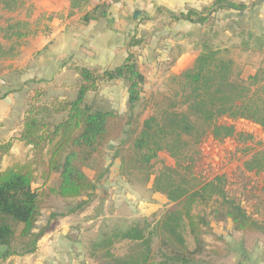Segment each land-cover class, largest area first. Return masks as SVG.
<instances>
[{"label": "trees", "instance_id": "1", "mask_svg": "<svg viewBox=\"0 0 264 264\" xmlns=\"http://www.w3.org/2000/svg\"><path fill=\"white\" fill-rule=\"evenodd\" d=\"M68 2L72 9L89 5L87 0ZM20 8V0H0V12L12 14ZM94 8L105 11L107 7ZM242 9V5L227 0H215L201 11L189 9L178 16L167 15L172 22L205 27L214 21L213 15L218 12ZM27 28L28 24L22 21L9 20L4 40L14 43L23 39L29 34L25 32ZM139 42L133 39L129 46ZM13 45L6 48L0 43V63L15 58ZM202 47L195 66L171 79L176 88L169 95L150 98L152 112L139 124L134 111L143 101L145 78L133 54L121 66L110 70L75 68L77 83L71 99L53 98L47 102L40 100L45 96L41 88L26 92L27 110L17 136L0 141V160L10 152L15 141L30 147L31 152L27 162L0 168V262L35 252L46 229L36 233V224L51 197L64 202L84 198L72 212L82 211L89 205L98 183L108 173V168L101 167L97 158L106 145L121 137H125L129 150L123 151L120 147L113 158L119 162L120 171H142L144 184L149 183L150 171L160 153L175 161L173 167L163 168L152 187L154 193L166 197L170 207L152 227L136 224L92 240L88 257L93 264H200L210 221L193 213L197 205L213 204L216 220L229 222L234 232L264 237V221L249 217L228 196L223 176L204 180L192 173L195 162L192 156L205 137L210 136L219 143L234 139L241 145L253 141L251 135L237 133L232 125L219 124L221 118L251 121L264 130V99L258 95L264 86L250 93V87L259 80L264 82V78L257 74L244 78L219 50H212L206 42ZM115 81L126 85L127 114L87 104V93H95L100 84ZM19 91L22 90L6 91L0 99ZM36 101H40L39 105ZM55 117L60 120L55 122ZM244 151L250 148L245 147ZM86 169L94 172L92 177L86 174ZM243 169L255 174L263 171L264 149L251 154ZM52 177L54 181L50 184ZM36 180L41 181L39 187L35 186ZM260 192L264 206V185ZM186 233L191 237L192 249L187 245ZM118 246L121 249L116 254ZM212 253L220 254L217 250Z\"/></svg>", "mask_w": 264, "mask_h": 264}, {"label": "rangeland", "instance_id": "2", "mask_svg": "<svg viewBox=\"0 0 264 264\" xmlns=\"http://www.w3.org/2000/svg\"><path fill=\"white\" fill-rule=\"evenodd\" d=\"M28 15L24 10L6 14L0 12V43L9 48L15 44V53L18 56V50L24 43V39L21 41H6L4 40L5 30L9 20L22 21L28 24L27 31L30 29V22L24 20V17ZM225 15L219 16L218 24L215 22H209L197 33V41L192 38L182 40L180 44H175L176 37L168 36V31L165 30V25L168 23L169 17L166 15L157 16L153 22H143L142 29L139 31V37L137 40L143 39L145 44H149L154 47L153 42L159 41L160 48L167 46L169 41L174 44L171 52L167 50V56L169 59L177 57L181 53L182 49L186 50L192 47L196 42L197 49L199 51L198 56L192 60L189 64H181L177 62L171 73L168 71V65H163L160 70H154V74H151L149 67L143 66V75L145 79L143 101L137 106L134 111L135 116L138 117L137 123H141L152 112V101L150 98L157 95H169L176 85L172 83L171 79L178 76L179 70L183 67L182 72L190 71L196 63V59L202 54V44H206L212 50H219L221 56L233 62L234 69L240 71L244 78L252 75H258L259 78H264V58L251 55L250 52L244 53L241 49L231 47L233 44L226 42L227 38V23L223 20ZM142 20V18L140 19ZM33 22V21H32ZM147 22V21H146ZM152 26V27H151ZM30 33V32H29ZM26 37H34L28 34ZM28 47V46H27ZM138 50L139 47H138ZM204 52V51H203ZM196 53L190 51L189 54ZM135 55V54H134ZM14 59L6 60L0 63V96L6 91L11 90H34L41 88L45 93L44 98L40 100H46L51 102L53 98H66L71 99L74 93V87L77 81L71 80L69 77L65 80L56 81H25L22 76V66H19ZM150 70V71H149ZM110 84V83H109ZM100 84L97 92L88 95L86 102L96 109L101 110H113L120 115L127 114L126 103H124V88L120 83ZM261 87L264 86V82L259 80V83L250 87V93L253 94ZM264 89V88H263ZM15 92L17 98L16 102H12L16 108L15 114L10 117V121L6 123V129L3 131L0 129V141H8L11 138L17 136V130H19L21 120L20 117H25L27 110L26 92ZM258 95L264 99V91H259ZM39 105L38 101H36ZM11 103V104H12ZM34 103V102H33ZM36 105V103H34ZM33 104V105H34ZM18 109H21L19 113ZM55 122L60 118H54ZM219 124L232 125L237 133H243L251 135L253 141L244 145L238 144L234 139H226L219 143L214 141L210 136L205 137L200 145L196 149V154H193L194 168L192 173L196 177H201L204 180H211L216 176H223L226 182L225 191L229 197H232L245 213L252 219L263 222L264 206L262 205V193L261 187L264 185V169L258 174L248 173L243 169V163L250 158L251 154L255 151L264 149V130L251 121L241 119H228L221 118ZM9 124V126H8ZM16 132H13L15 131ZM8 132H11L10 135ZM125 137H121L119 140L106 145L102 151L101 156L97 158V162H100L101 167L108 168V173L103 180L98 183L104 184L102 191L106 194L108 205H101L98 203L97 196L91 198L89 207L87 206L82 211L72 212V208L79 205L83 199L75 201H59L58 199L51 197L45 207L42 210L41 216L38 221V230L43 228L46 223L50 222L52 218L56 216H65L66 214L76 213L79 215L81 212L84 214V219H91L89 224H82L79 221L73 223L74 228H78V233L81 235L82 240L76 241V247L74 252L75 264H93L91 261H87V254L91 241L99 237L103 233H111L112 231H123L132 225L142 226L144 223L149 224L152 227L163 215V213L170 207L166 197L160 193L153 192V181L160 174L164 167H173L175 161L165 153H160L158 158L151 169L150 180L148 184L143 183V173L135 169L120 171L119 162L114 160L113 155L117 149L122 147L123 151H128L129 144H125ZM124 143V144H123ZM245 147H249L250 151H244ZM31 157L30 147L25 146L22 143L15 141L10 152L3 157L1 164L5 167H10L14 164H23L27 162ZM96 162V164H97ZM86 174L90 177L94 172L91 169L85 170ZM121 172V173H120ZM119 173V175H117ZM108 176L111 180H109ZM54 181V177L50 179V184ZM41 185L40 180H36L35 186ZM100 193L101 189L99 190ZM152 194L155 197L152 198ZM99 196V195H98ZM213 204L208 206L197 205L193 209L194 214H200L210 221L209 227L204 235V241L206 244L205 253L200 258V264H264V237L260 234L250 233H237L232 230L229 222H218L213 215ZM78 217V216H76ZM82 219V220H84ZM97 224H95V220ZM76 230V229H75ZM78 236L77 233L75 234ZM187 245L192 249L191 237L186 233ZM77 239V238H76ZM122 247V245H120ZM119 246L115 247V253H119ZM18 249V247H15ZM214 250L220 252L217 256L212 253ZM85 253V255L83 254ZM21 259V258H18ZM33 258L31 263H33ZM0 264H24L23 261L12 260L9 263L5 261Z\"/></svg>", "mask_w": 264, "mask_h": 264}, {"label": "crops", "instance_id": "3", "mask_svg": "<svg viewBox=\"0 0 264 264\" xmlns=\"http://www.w3.org/2000/svg\"><path fill=\"white\" fill-rule=\"evenodd\" d=\"M214 1L126 0L123 4L107 7L103 11L102 8H94L90 4L72 9L70 2L66 0H20V9L28 15L24 17V20L28 18L27 21H31L30 28L32 29L29 30V34L34 37L23 38L24 43L21 44L15 60L19 66L23 67L21 69L25 81H56L57 79L65 80L64 78L68 77L77 81L75 68L100 72L110 70L121 66L129 54H135L136 65L142 75L143 66L149 67L151 74H154V70L158 69L159 71L164 64L168 65V71L171 73L177 62L189 64L192 60L194 61L199 53L196 51V42L192 41L194 43L192 47L186 50L183 48L177 57L169 59L167 53L172 51L171 49L175 47L174 44L169 41L167 46L160 48L159 41L150 42L154 44V47H151L149 44H145L143 39L137 40L139 31L142 29L141 24L153 22L157 16L166 15L168 17V13L178 16L189 9L201 11ZM227 1L242 5L243 9L241 11H221L213 15L215 24L220 21L219 16L225 15L226 42L230 45L233 44L232 48H239L244 53L250 52L252 57L264 58V0ZM135 12L138 14L133 19L132 16ZM141 18L144 21H140ZM167 23L164 28L168 31L170 38L171 36L176 37L175 39L171 38L176 45L187 38L197 41V33L203 28L184 21L172 22L170 19ZM133 39L140 42L138 45L130 47ZM190 51L196 53L189 54ZM182 70L183 67L178 74ZM144 78L147 79L145 76ZM112 83H120L124 88V103H126V85L122 81ZM112 83L108 84L112 85ZM22 92L25 93L26 90L22 89ZM90 94L92 93H87L86 98ZM58 99L65 98L59 97ZM16 100L15 93L0 99V129L3 131L12 114H15L17 107L13 103ZM18 110L21 113V109ZM22 119L23 115L20 117V121ZM18 132L19 130H17ZM10 133L8 132L9 135ZM0 168L4 170L7 167L3 166L0 161ZM108 177L111 180L112 176ZM103 185L97 186L94 196H97L99 204L108 205V198L102 191ZM100 189L102 193L99 192ZM153 197H155L154 194H152ZM83 212L79 215L70 213L52 218L44 226L45 232L38 241L33 254L21 257L12 256L6 259V262L9 263V261L17 259L23 261L24 264H75L74 248L76 241L82 240V237L78 233L79 229L73 227V223L75 221L82 224L92 222L91 219L83 218ZM94 220L97 224L98 219ZM39 230L37 228L35 232L37 233ZM72 230L76 231L77 237L70 233ZM32 258L34 259L33 263H31ZM86 260L91 261L88 254Z\"/></svg>", "mask_w": 264, "mask_h": 264}, {"label": "built area", "instance_id": "4", "mask_svg": "<svg viewBox=\"0 0 264 264\" xmlns=\"http://www.w3.org/2000/svg\"><path fill=\"white\" fill-rule=\"evenodd\" d=\"M68 1V0H66ZM93 7H111L123 4L126 0H87Z\"/></svg>", "mask_w": 264, "mask_h": 264}, {"label": "water", "instance_id": "5", "mask_svg": "<svg viewBox=\"0 0 264 264\" xmlns=\"http://www.w3.org/2000/svg\"><path fill=\"white\" fill-rule=\"evenodd\" d=\"M137 14H138V12L133 13L132 18L135 19L136 16H137ZM70 233H71L72 235H75V234H76V231H75V230H72Z\"/></svg>", "mask_w": 264, "mask_h": 264}]
</instances>
